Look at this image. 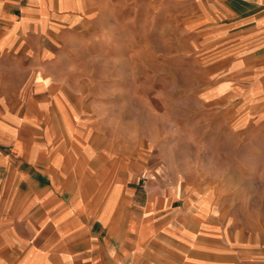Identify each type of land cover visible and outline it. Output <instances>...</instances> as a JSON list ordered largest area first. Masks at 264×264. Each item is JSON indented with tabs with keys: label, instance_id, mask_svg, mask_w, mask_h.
<instances>
[{
	"label": "rangeland",
	"instance_id": "obj_1",
	"mask_svg": "<svg viewBox=\"0 0 264 264\" xmlns=\"http://www.w3.org/2000/svg\"><path fill=\"white\" fill-rule=\"evenodd\" d=\"M86 15L36 50L0 54V117H41L54 140L53 118L75 150L140 160L131 179H104L98 205L112 200L122 216L131 192L139 205L151 195L162 220L191 201L261 243L264 94L239 88L237 63L202 45L182 1L93 0ZM0 141L12 154L16 139Z\"/></svg>",
	"mask_w": 264,
	"mask_h": 264
},
{
	"label": "crops",
	"instance_id": "obj_2",
	"mask_svg": "<svg viewBox=\"0 0 264 264\" xmlns=\"http://www.w3.org/2000/svg\"><path fill=\"white\" fill-rule=\"evenodd\" d=\"M174 1L193 15L202 45L220 46L222 56L237 63L239 88L262 98L264 0ZM92 4L0 0V54L36 50L47 34L58 37L63 26L91 14ZM37 117H0V140L16 139L12 154L0 150V264H264V238L259 243L250 231L234 229L231 220L206 215L199 203L184 202L162 220L152 215L156 203L148 210L151 195L139 205L131 192L133 207L122 208L123 218L112 200L98 205L106 195L104 179L109 175L116 184L119 169L131 179L141 161L75 150L63 121L62 128L52 118L53 140ZM140 210L142 216L136 215Z\"/></svg>",
	"mask_w": 264,
	"mask_h": 264
},
{
	"label": "built area",
	"instance_id": "obj_3",
	"mask_svg": "<svg viewBox=\"0 0 264 264\" xmlns=\"http://www.w3.org/2000/svg\"><path fill=\"white\" fill-rule=\"evenodd\" d=\"M249 1H257V0H249Z\"/></svg>",
	"mask_w": 264,
	"mask_h": 264
}]
</instances>
